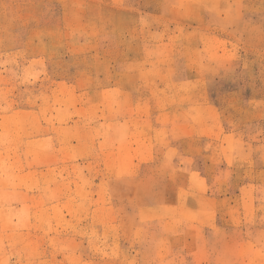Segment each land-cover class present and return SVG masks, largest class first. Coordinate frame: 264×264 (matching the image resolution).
<instances>
[{"label": "rangeland", "instance_id": "obj_1", "mask_svg": "<svg viewBox=\"0 0 264 264\" xmlns=\"http://www.w3.org/2000/svg\"><path fill=\"white\" fill-rule=\"evenodd\" d=\"M0 264H264V0H0Z\"/></svg>", "mask_w": 264, "mask_h": 264}]
</instances>
